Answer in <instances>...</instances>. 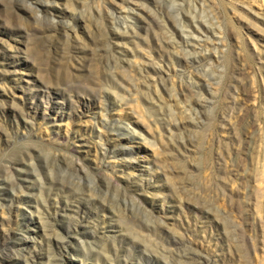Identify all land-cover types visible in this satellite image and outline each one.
Segmentation results:
<instances>
[{
  "label": "rangeland",
  "instance_id": "rangeland-1",
  "mask_svg": "<svg viewBox=\"0 0 264 264\" xmlns=\"http://www.w3.org/2000/svg\"><path fill=\"white\" fill-rule=\"evenodd\" d=\"M0 264H264V0H0Z\"/></svg>",
  "mask_w": 264,
  "mask_h": 264
}]
</instances>
